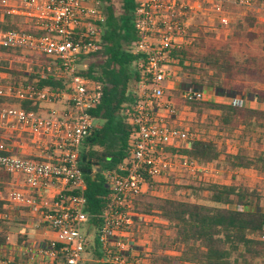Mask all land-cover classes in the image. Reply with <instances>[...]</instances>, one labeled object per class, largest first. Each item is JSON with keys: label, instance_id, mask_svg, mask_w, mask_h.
<instances>
[{"label": "built area", "instance_id": "obj_1", "mask_svg": "<svg viewBox=\"0 0 264 264\" xmlns=\"http://www.w3.org/2000/svg\"><path fill=\"white\" fill-rule=\"evenodd\" d=\"M203 4L221 27L231 23L224 6L251 8V0H136L133 52L141 56L138 67L145 78L128 109L134 131L128 156L103 172L108 196L93 225L84 211L85 184L78 156L94 124L88 111L99 104L102 91L98 83L77 74V66L99 49L100 0H0L1 12L32 20L40 32L0 30V47L50 57L67 78V90L16 84L0 91L29 101L65 103L61 111L46 114L0 108V132L27 135L31 145L30 154L18 155L9 143L0 142V170L19 181L7 197L6 208L26 207L34 227L52 234L40 241H21L11 257L0 258V264H145L142 255L150 251L148 238L131 229L136 221L150 220L132 211V200L144 192L145 178L165 184L170 174L185 172L194 182L216 179L219 172L211 166L167 152V147L187 146L192 135L174 124L180 120L179 112L162 100V83L172 74L170 52L187 43L184 35L192 14L206 9ZM187 87L181 91L182 98L204 99L200 88ZM229 102L244 105L240 97ZM48 192L50 199L45 202ZM6 217L2 212L1 218ZM91 229L90 241L87 231Z\"/></svg>", "mask_w": 264, "mask_h": 264}, {"label": "trees", "instance_id": "obj_2", "mask_svg": "<svg viewBox=\"0 0 264 264\" xmlns=\"http://www.w3.org/2000/svg\"><path fill=\"white\" fill-rule=\"evenodd\" d=\"M135 6L136 0H121V9L116 12L112 0H100L99 49L83 57L77 66V74L98 83L102 91L99 104L88 111L94 124L78 156L85 184L84 211L93 225H97L108 196L103 172L128 156V141L134 133L128 109L145 78L138 67L141 56L133 52L137 38L132 22ZM256 22L251 13L237 18L231 38L251 42L258 37L252 30ZM8 29L40 34L32 20L0 9V30ZM194 31L190 24L184 35L187 43L170 52L169 81L182 79L183 85L201 89L251 93L255 105L182 98L174 91V102L180 100L182 104L176 109L183 108L194 117L174 121L186 127L192 139L185 147H167V152L230 174V183L179 184L170 177L164 184L146 177V191L132 200V211L150 220L136 221L131 229L148 235L150 251L142 255L148 264H264V208L260 205L264 199V56H238L227 43V34L224 41L205 44L200 38H192ZM261 38L264 41V31ZM0 82L7 84L4 86L32 84L67 90V78L56 61L21 49L0 47ZM2 107L39 113L40 103L0 92ZM6 134L0 132V142H9ZM228 143L235 147L233 152ZM245 171L258 176L261 183L251 186L238 179V173ZM4 176L1 173L0 178ZM169 181L171 191H183L186 200L162 196L169 188H160L169 187ZM2 192L5 190L0 184ZM3 204L0 199V213ZM9 226L0 218V246L7 242Z\"/></svg>", "mask_w": 264, "mask_h": 264}, {"label": "rangeland", "instance_id": "obj_3", "mask_svg": "<svg viewBox=\"0 0 264 264\" xmlns=\"http://www.w3.org/2000/svg\"><path fill=\"white\" fill-rule=\"evenodd\" d=\"M113 4L115 6V10L116 12H119L121 9V0H112ZM204 8L206 9H200L197 11H194V13L192 14V19H191V24L195 27V31L192 34V38H200L202 39V41L206 44V43H211V42H218V41H224L225 40V35L226 37V41L227 43H229L231 45V47H233L236 55L238 56H244V55H254L257 57H262L264 56V41H262L261 38V34L262 31H264V0H251V8L250 10H246L243 8H240L237 5L234 4H229L224 6V12L229 15L231 18V23L229 28H225V27H220L219 25H217V22L215 21L214 15L213 13L209 10V6L207 4H205ZM246 13H251L255 16L256 18V24L255 27L252 28L253 31H255L258 34V37H256L254 40H252L251 42H247L243 39H239L238 37H232L231 38V32L235 30V20L237 18H240L242 16H244ZM225 30H228V32ZM190 40H192L190 38ZM83 68V67H82ZM167 82L170 83L169 80H166L165 82L162 83L163 86L167 85ZM176 82L178 83V89L176 91H179L181 94V90L185 88V85L182 84V79L176 80ZM1 83V82H0ZM168 83V84H169ZM7 85V84H0V91H3V86ZM188 86V85H187ZM191 87V86H190ZM188 88V87H187ZM192 88H197L195 86H192ZM5 91V90H4ZM174 91L172 92V90H165L162 100L165 102H169L172 105L175 106V108H179L180 106H182V104L180 103V100H177V102L179 101V103H175L174 102V98L171 97ZM179 94V96L181 97V95ZM208 94L210 95H206V98L208 100L211 101H229L230 98L232 97H240L241 99H243L244 104H252L253 101V95L251 93H244V92H224L221 90H214L212 89V91H208ZM178 95V94H177ZM167 96L171 97V100H167ZM176 96V95H175ZM40 103V107H39V113L42 114H46L48 113L50 110L55 109V110H62L63 106H65V103H58V102H39ZM67 106V105H66ZM262 107H264V105H262ZM181 110L183 111H178L179 112V119L186 121V119H184V117H187V111H185L183 108H181ZM186 123V122H185ZM229 144V143H228ZM175 173L170 174V177H173V181L176 183H185L188 184L189 182H191L190 180L187 179V176L185 174V172H180L177 173L176 175H174ZM240 176H238V179H244L243 181H245L247 184L249 185H254V184H258L261 183L260 178H256L258 176L252 173L251 175L248 174H238ZM171 179V178H170ZM168 183V181H167ZM146 187L147 185L144 187V192L146 191ZM13 187H6L5 188V192L0 193V197H4L7 198L10 194V191L12 190ZM169 190L167 191V193H163L162 196H169V197H173L176 199H183L186 200V194L183 193V191H177V192H172V183H170L169 181ZM164 191V190H163ZM159 195H161L159 193ZM260 205L262 206V208H264V199H262V201L260 202ZM93 229L87 231L88 233V239L91 241L92 239V234H93Z\"/></svg>", "mask_w": 264, "mask_h": 264}, {"label": "crops", "instance_id": "obj_4", "mask_svg": "<svg viewBox=\"0 0 264 264\" xmlns=\"http://www.w3.org/2000/svg\"><path fill=\"white\" fill-rule=\"evenodd\" d=\"M167 82V85L164 86L165 90H172L176 91L178 89V83L176 81L174 82ZM187 85H185V88ZM201 89V88H200ZM183 90V89H182ZM181 90V91H182ZM204 92V99L208 100L206 98V95L208 96V91H212V89H201ZM210 96V95H209ZM254 101V98H252ZM249 107H253L255 105V101L252 104H244ZM189 116L191 115V118L194 119L193 114L189 113ZM174 124L175 121H174ZM7 137L9 138V145H11L12 149L18 154V155H28L30 154L31 151V145L29 138L27 135H21V137H17L14 134H6ZM230 147V151L233 152L235 150V147L232 144L228 145ZM214 168L213 166H211ZM218 170L219 174L217 175L216 179L215 178H210L208 181L209 182H222L224 184L230 183V174H223L219 169L214 168ZM1 173L5 174V178H0V184L3 187V190H5L6 187H13V189H17L19 186V181L18 179L14 178L12 175L5 173L4 171L0 170V175ZM252 174L251 171H245V172H239L238 174ZM176 175V173L174 174ZM240 176V175H238ZM255 177V174H254ZM257 179L259 177H256ZM188 179V178H187ZM189 180V179H188ZM194 182L193 180H190ZM249 185V184H248ZM50 193L48 192L45 197L43 198V201L47 202L50 198ZM4 201V204L2 206V212L7 215L5 219L10 223L9 229H8V235H7V242L5 245L0 246V258L2 257H11L13 255V250L15 249L16 245H18L21 241H40L43 240L44 238H50L52 236L51 233L49 232H41L40 230L36 229L34 227V224L32 222L31 217L29 216V213L27 211L26 207H21V208H14L12 210H9L6 208V204L8 199L4 197H0ZM1 212V213H2ZM1 213H0V218H1ZM146 237L148 238V235L146 234ZM6 257V258H7ZM173 264H178L177 262H172ZM145 264H148L145 262Z\"/></svg>", "mask_w": 264, "mask_h": 264}]
</instances>
